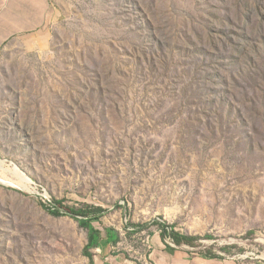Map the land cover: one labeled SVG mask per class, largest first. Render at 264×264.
Instances as JSON below:
<instances>
[{
    "label": "rangeland",
    "instance_id": "rangeland-1",
    "mask_svg": "<svg viewBox=\"0 0 264 264\" xmlns=\"http://www.w3.org/2000/svg\"><path fill=\"white\" fill-rule=\"evenodd\" d=\"M52 12L0 51V264H151L154 234L191 258L264 264V0ZM82 208L103 211L91 262L66 216Z\"/></svg>",
    "mask_w": 264,
    "mask_h": 264
},
{
    "label": "crops",
    "instance_id": "crops-1",
    "mask_svg": "<svg viewBox=\"0 0 264 264\" xmlns=\"http://www.w3.org/2000/svg\"><path fill=\"white\" fill-rule=\"evenodd\" d=\"M56 3L64 0H0V51L13 39L28 38L44 30L52 19ZM100 249L104 247L101 242ZM105 244L113 247L109 240ZM151 264H222L218 260L196 259L164 245L159 234L150 239ZM99 249V248H98ZM94 264H136L122 255L96 257Z\"/></svg>",
    "mask_w": 264,
    "mask_h": 264
},
{
    "label": "trees",
    "instance_id": "trees-1",
    "mask_svg": "<svg viewBox=\"0 0 264 264\" xmlns=\"http://www.w3.org/2000/svg\"><path fill=\"white\" fill-rule=\"evenodd\" d=\"M85 208V207H84ZM80 209V210H74V209H67L66 211V216H69L71 218H74L78 221L79 225L83 228H86L88 231L87 234V244L85 245L84 249H83V255L85 257H87L90 262L92 259L91 254L89 253V250L92 248H100V240L102 239V233L95 229L92 225H91V220L92 219H97L98 216H100L103 211L96 210L95 215L92 217V219L89 217V210L87 209ZM48 212L53 215V216H59L60 215V211L59 209L55 208V209H48ZM148 225L145 226H141L138 228V230H145L147 229ZM105 234H106V239L109 240L112 244H116L118 242V235L115 231L113 230H105ZM162 240H164L163 236H162ZM216 260H220L218 258H215Z\"/></svg>",
    "mask_w": 264,
    "mask_h": 264
},
{
    "label": "built area",
    "instance_id": "built-area-1",
    "mask_svg": "<svg viewBox=\"0 0 264 264\" xmlns=\"http://www.w3.org/2000/svg\"><path fill=\"white\" fill-rule=\"evenodd\" d=\"M164 243H165L166 245H168V246H170V247H171V245H170V242H169V241H164Z\"/></svg>",
    "mask_w": 264,
    "mask_h": 264
}]
</instances>
